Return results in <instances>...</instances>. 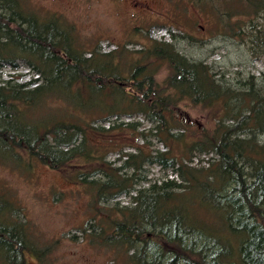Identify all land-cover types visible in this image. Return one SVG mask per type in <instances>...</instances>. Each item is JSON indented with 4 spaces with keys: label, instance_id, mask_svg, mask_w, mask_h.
<instances>
[{
    "label": "rangeland",
    "instance_id": "1",
    "mask_svg": "<svg viewBox=\"0 0 264 264\" xmlns=\"http://www.w3.org/2000/svg\"><path fill=\"white\" fill-rule=\"evenodd\" d=\"M0 4L5 9L0 14L4 72L18 62L19 68L12 71L19 74H11L12 81L35 77L34 85H49L36 93L20 86L0 89V146L20 155H0V264H190L172 263L174 253L167 250H174L176 241L183 249L205 254L208 264H220L212 254L218 242L205 230L226 226L228 205L238 209L232 223L237 220L235 224L243 223L248 231L249 241L239 249L243 260L249 262L254 244L264 248L263 227L240 216L244 208L238 199L228 190L216 192L201 182L193 185L179 171L188 167L203 174L220 162L218 154L193 145L218 127L233 129V139L264 148V121L252 126L247 119L250 105L264 98V0H0ZM59 30L65 39H59ZM155 41L168 44L189 68L199 70L222 99L210 106L201 103L208 94L194 96L196 104L182 99L159 119L136 112L135 99L170 93L165 84L172 73L170 64L149 55ZM133 72L136 79L130 80ZM84 80L92 82L88 92L79 90ZM13 99L21 100L13 104ZM24 100L32 105L26 107ZM66 112L75 114V121L80 117L86 132L62 124L59 119ZM238 118L243 119L239 126ZM165 128L175 137H170L174 151L169 155L176 156L175 167L141 155L138 164L125 165L128 153L170 152L160 137ZM83 152L89 159L76 155ZM48 155L70 160L53 167L38 157ZM13 158L21 159V166L16 167ZM99 159L107 169H117L119 177L98 169L93 175H78L80 170H95ZM238 161L252 182L250 161L241 157ZM169 182L214 204L200 207V219L196 215L189 219L193 223L142 222V229L153 234L151 239L126 242L127 247L119 240L104 241L99 225L111 228L124 208L135 207L140 193L162 195L165 188L160 186ZM94 183L116 189L98 197ZM258 193L252 197L264 207V192ZM160 237L167 243L161 244ZM134 253L144 260L139 263Z\"/></svg>",
    "mask_w": 264,
    "mask_h": 264
},
{
    "label": "trees",
    "instance_id": "2",
    "mask_svg": "<svg viewBox=\"0 0 264 264\" xmlns=\"http://www.w3.org/2000/svg\"><path fill=\"white\" fill-rule=\"evenodd\" d=\"M0 12V14L5 12V9L1 4ZM47 29L49 28L41 26V30L46 31ZM55 30L56 32H58L56 26ZM59 32V34L62 35H59V39H65L66 36H63L64 34L61 33L60 30ZM37 38L42 41L41 36ZM151 48L152 49H150L149 55L160 62L166 61V63L168 62L170 64L168 66L171 67L170 70L172 71V73L170 75V78L165 80V84H167V86L169 87L170 93H168V96H155L156 94L153 93L155 95L147 99L133 98L135 99L137 104V106L134 104V107L137 108L136 112L142 110L149 117L153 119H159L162 117V115L165 116L167 114H170L177 102L182 99H188L192 103H195L196 101L194 99V96L208 94L204 102H201L204 104V106H210L222 99L221 96L218 97L219 90L214 85H212L209 80H205L199 73V70L195 71L194 69L189 68L179 58L178 54L168 47V44H163L155 41ZM143 63L149 66V64H152L153 62ZM143 63H141L140 65H142ZM56 64H58V62L55 63V65ZM11 65L12 69H17L20 66L18 62H13V64ZM5 68H7L6 65L0 63V89H2L3 87L20 86V88L25 89L28 92L36 93L39 92L42 88H46L47 86H49L48 83L34 85L33 82L37 80L35 77H31V79L22 82H16L14 80L12 81L10 75H18L19 72H14L11 68L8 67L10 71H8V73H5ZM28 72L30 73L31 70H28ZM135 79L136 74L133 72L130 80ZM4 82L5 84H2ZM81 84L84 85L83 89L81 88ZM91 85V81L84 80L80 83L79 90H87L88 92V88ZM111 86L112 85H110V87ZM19 100L21 99H13L11 100V102H13V104H16V102ZM24 101L25 102L22 103L26 107L27 105H32L31 101ZM19 103H17V106L19 109H21ZM249 111V118L247 119H249V122L251 123L250 125L257 126L261 124L264 121V98L255 100L253 105H250ZM133 113L134 112H131L128 115H132ZM75 117V114L66 112L64 113V117L59 120L62 124H72V126L76 130L80 132H86V127L83 123H81V118L78 117V120L75 121ZM242 120V118H238L237 126L240 125ZM165 125L167 126V122H165ZM232 130L233 129H229L227 127H218L211 134H205L202 138L193 141L194 146L202 148L203 150H208L211 153L214 152L218 154L221 157L220 162L203 171V174H197L193 171L195 169L188 167L186 170L181 168L179 171L181 172L182 176L185 177L186 181L188 180L190 183L193 182V185L201 182L208 189L214 190L216 192H225V190H228V194H231L236 199H238L236 200V202L238 201L239 206L244 208L240 216H244L246 222L247 220H254L255 223L260 224L263 227V233L264 207H261L257 204L258 202L255 201V199L252 197V194L257 190L259 191L258 194L264 192V148L258 145V143L252 142L250 140L244 141L238 138L233 139ZM47 131H52V129L47 128ZM9 133L10 132L8 131V134ZM160 137L164 144L167 145L169 149L171 148L170 152H157L152 156H150V154L145 155L144 152L139 153V155L136 153H128L126 154L127 160L125 161V165L133 166L135 164H138V158L141 156H146L147 158H154L155 161L163 167H175L176 163H178L176 156H169L171 155L172 149L174 151V146L170 142V137H172L173 139L175 137H173V135L170 134L169 130L166 128L165 130H163V133L160 135ZM46 143L49 144V142ZM0 155L3 158H7L9 156H20L17 154V151L12 152L6 148H1V146ZM33 155L31 157H33ZM76 155H81L80 157L89 159V153L87 152L78 153ZM38 157L41 161L53 167H60L70 160L69 158L56 159L49 155ZM239 157L245 159L248 162L250 161V164L252 165V171L250 174L252 178H250L249 180H252V182H250L251 184L248 183V175L244 167L238 161ZM20 160L18 161L17 159L13 158L16 167L21 166L22 161ZM142 161H144L143 158H141L140 162ZM97 164L98 165L95 166V170L90 171L89 173L85 172L84 170H80L78 175H93L96 174L98 170H102V172H106L109 175L111 174L112 176L119 177L117 175V169H110L108 167V169L110 170L107 171L108 169L104 165L106 163L103 160L99 159ZM22 167L24 166L22 165ZM192 179L195 181H192ZM210 179H213V181L210 182ZM165 185L167 186H160V188H165V190L163 189L162 191V195H153L141 191L142 193H140L136 197L135 207L124 208L120 218H116L111 222V228H106L105 226L99 225V228L102 230V234L104 235V241L108 244H116L117 242H115L114 240H119L121 242L120 246L127 247L126 242L135 244L137 243V241L151 239L150 237L153 234H149L147 233V231L142 229V222L147 221L152 223L156 221L171 220L180 225L181 223H193L189 222V219L195 218L194 215H196V217L199 216L197 212L199 211L200 207H203L204 205L208 207V204H214L210 200H208V202H204L203 200H201V197L199 199L196 196V193L194 191H191L190 189L189 191H186L185 187H181L177 183L171 184V182H169L168 184L165 183ZM92 187L98 192V197L104 191L116 189V186H112L108 183H94L92 184ZM175 187L177 191L176 189L173 190V188ZM179 189L184 190L181 191ZM178 191H181L182 193H178ZM227 209L228 210L224 212V224L226 223V226L222 225L221 230H205L209 236H211L215 241L218 242V247L213 250L212 254L215 255L220 264H264V248H260L255 244L251 248V254L253 253V255L249 258V262L243 260L241 253L239 254V249L242 245L249 241L248 231L244 227L243 223L235 224L237 220L234 222V224L232 223L234 210L238 209L233 205H228ZM198 219L200 218L198 217ZM154 233L156 235L155 230ZM159 240L161 241V244L167 243L164 237H160ZM173 245L174 250H167V252L170 251L174 253V260L172 261V263H176L179 260H186L190 264H208L206 262L205 254L193 253V251L191 250L183 249L181 248V245L178 241H176ZM255 247L256 250H254ZM165 252L166 249L164 253ZM138 256V262L141 263V260H144V258H142L138 253L132 254V257ZM158 259H162V257L160 256ZM159 262L160 261H158L157 263Z\"/></svg>",
    "mask_w": 264,
    "mask_h": 264
}]
</instances>
